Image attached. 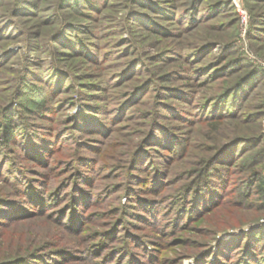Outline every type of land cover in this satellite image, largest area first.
<instances>
[{
    "label": "trees",
    "instance_id": "obj_1",
    "mask_svg": "<svg viewBox=\"0 0 264 264\" xmlns=\"http://www.w3.org/2000/svg\"><path fill=\"white\" fill-rule=\"evenodd\" d=\"M10 1L14 3V6L11 8V16H6L4 22L0 25V37L6 34L9 35V29L16 26L14 16L22 14L36 15L34 9L36 3L40 0H0V6L4 3H11ZM107 1L59 0L58 6L66 14L77 12L80 17H85L95 23L98 21L97 13L105 6ZM172 1L166 0V4L163 5L165 7L156 2L154 7V4L148 5L147 0H133L136 4L154 8L158 15H171V19L177 18L179 21L189 22L187 28L196 26L200 22L203 23L219 9L223 10L233 5L231 0H217L202 8L200 6L202 0H191L190 11L187 14L175 12L167 15L164 8L170 9V2ZM74 6L77 8L73 9ZM134 11L137 12V10ZM253 19H255L254 16ZM131 21L132 24H136L137 21L146 24L151 19L137 12L132 16ZM251 22L253 28V21ZM92 24L90 23L86 27V32L94 34L91 29ZM132 26L130 23L129 27L132 28ZM154 28L157 31L161 29L158 24ZM96 29H98V23ZM79 31L80 28L76 24L66 22L60 24L53 40L58 42L60 46H69L71 50L59 49L57 52L63 53V55L76 53L80 55L79 60L83 63H95L105 66L103 64L109 58L101 51L96 53V46H98L96 43L92 41L87 43L76 42L78 41L76 37ZM261 31H264V29ZM69 33L72 36L74 35L75 39L69 37ZM95 33L97 32L95 31ZM259 34L260 31H250V36L255 38ZM38 35L40 34L36 36ZM211 37L213 36H206L190 52L179 51L178 55L187 64L184 67L187 73L182 75V79H185L186 82L197 80L199 83L204 82L203 85H206L207 81L214 79L213 77L233 78L234 82L230 86H221L220 93L213 97L205 98L206 93L200 91L199 94V90L193 89L190 83L179 88L157 83V79L159 81L172 80L182 72H166L156 77L151 72L150 67L145 64V61L138 56L125 60L127 66H125L123 72L108 77H100L102 76L100 75L97 81L82 82L80 83L81 87L79 83H77L76 88L73 86V90L80 95L100 91L97 96L92 95L91 98L97 101L111 98L112 103L107 107L99 105L100 103H94L95 107H89L87 105L89 103L88 99L84 98L82 112L76 113L74 116L75 123L71 128L55 129L53 125L39 121L42 116H52L47 113L49 102L47 103L46 94H49V92L47 89L45 91V83L42 86L45 103L34 106L32 101L26 102L23 98L30 84L28 79L29 82L39 81L42 76L40 73L34 74L33 67L29 66L22 69L14 77L17 85L12 92L2 94L3 90H0V179L8 181L13 186L12 190H0V264H62L68 261H78L79 258L85 259L87 253L90 254V257L86 258L88 260V258H97L99 250L102 249L101 247L109 246L110 239L119 233L125 219H121L123 221L121 223L111 224L108 230L103 231L104 235L100 237L99 241L95 240L98 236V230L92 232L91 237H89L90 235L85 237L84 239L89 238V240L83 246L85 250H88L84 256L79 254L81 250L76 249L75 246L52 247L53 245H59L61 240L70 238L67 236L85 234L91 224L90 220H92V218H89V208H92L91 206L97 202V195L93 191H89L88 188L96 186L93 173H98V160L97 157L90 155V151L97 152L98 147H95L92 141H79L76 137L74 139V136L79 137L82 133L88 131L91 133L107 131L109 127L106 129L103 127L91 129L99 123L96 118H101L100 113L110 119V123L132 116L136 113L138 108L136 106L139 102L147 103L149 101L150 96L145 94L152 88L155 90L153 99L155 100L156 110L151 115L153 116L151 119L142 116L143 119L140 122L147 127L148 131L141 138L135 151L131 153V155L133 154L132 161L131 165H128L130 169L146 170L151 176L150 179L149 177L143 178V175L138 173L133 181L130 177L128 178V200L134 198L137 201L136 205L140 202L144 204L143 191L159 192L171 186L173 180H170L172 176L168 164H170L172 158L182 159L187 157L186 162L190 165L189 170L187 169V175L191 179L189 186L185 187V198L180 199L181 204L179 203L177 208L174 204H171L168 208L159 200H152L154 199L152 197L149 200L145 199L146 204L153 206V213L156 211L155 205L160 203L159 207H164V211L177 214V221L181 219V216H185L183 218H186V221L189 222L191 219L195 220L193 218L197 219L213 210L221 209L223 205L225 206L228 203L257 204L258 208L264 207V176L259 169V163L262 162V157H264V147L262 145L263 135L258 128L264 115V105L256 103V105L254 104L255 110L245 109L247 106L244 100L243 87L249 73L239 74L237 71H233L235 73L231 75V71L237 69L236 63L241 57L227 59L229 52L237 47L235 41L222 44L221 52L214 55L213 61L193 68L192 63L197 60L201 61L202 56L209 54L220 43L219 40ZM124 43L125 41H116L115 48H119L117 49L118 53L125 55L129 47H123ZM12 55L9 51H6L0 57V64L7 60L6 57L9 58ZM155 58L157 62L159 59H157L158 57ZM102 59H104L103 63H101ZM62 70L59 67L53 68V75L50 74L44 79L47 83L48 78L51 76L50 80L53 79L57 85L61 82V92L66 91L67 80L70 77L68 73ZM133 71L134 73L131 74ZM143 73L147 74L144 79L141 77ZM90 76L93 75L88 77ZM206 77L207 79H205ZM111 88H114L111 95H109L110 93L108 95L102 94L103 90ZM71 89L68 91H71ZM169 96L177 97L181 103L192 106L194 111L187 110L184 112L181 111L183 109L180 110L168 104L167 97ZM242 98L243 100L240 102ZM58 107L59 109L64 108L61 105ZM89 113L91 116H85ZM176 114L180 115L181 119L190 127L197 123H206L210 126L204 132L205 141H202L201 145L197 147L201 151H211V153H207L208 155H203L201 152L188 154V147L191 142L189 133L177 134L175 131L166 130L162 120ZM68 135L78 144L71 160L67 161V165L73 171L68 177L61 178L52 185L50 175L46 171H39L32 165L34 164L38 168H49L51 156L56 150L62 148L60 147V140ZM253 143L259 147L255 151H249ZM162 148H166L168 153H165ZM150 149H154L162 155V159L152 157L155 154L151 155L148 151ZM144 157H146V160H143ZM23 158L31 163H25L22 160ZM150 158L153 160L148 163ZM132 183H138L140 186H134ZM191 200L192 203L189 205ZM188 205L190 207H187ZM127 206L134 207L135 205L128 203ZM51 217L58 223L57 235L51 232L52 226L50 224L53 221ZM36 218H39V222L44 223V227L49 230V233L47 230L46 234L40 237L34 236L33 233L18 237L10 234V227L29 222L37 223ZM140 218H142V215H140ZM172 225L174 226L175 223H172ZM29 227L32 228L33 226L29 225ZM128 240L125 239L126 247L124 244L123 246L119 245L115 250L114 248L111 249L113 255L117 256L127 249L128 252L130 251L128 255L131 261H134V264H161L160 259L156 258L154 251L146 242L137 244L138 248L144 249L146 259L140 257L137 259L136 253L143 251L134 252V249L130 250ZM230 240H222L224 247L222 248L220 243L215 260L210 258L207 251L200 259H195L196 264H264V221L256 222L255 226L244 234H233ZM108 256L112 255H104L101 259L94 260H98V264H109Z\"/></svg>",
    "mask_w": 264,
    "mask_h": 264
},
{
    "label": "rangeland",
    "instance_id": "obj_2",
    "mask_svg": "<svg viewBox=\"0 0 264 264\" xmlns=\"http://www.w3.org/2000/svg\"><path fill=\"white\" fill-rule=\"evenodd\" d=\"M58 1L59 0L38 1L34 9L36 15L29 16L28 14H22L16 17L14 16L16 26L9 29V35L6 34L0 37V57H2L6 51L13 54L9 58L6 57L7 60L0 64V90H3L2 94L4 92L10 93L14 90L17 85V81L14 77L17 76L22 69L31 66L35 70L34 74H42L39 81L34 80V82H29L28 79V83L30 84L27 88V93L23 97L26 102L32 101L34 106L42 105L45 103L42 94V86L43 83H45V91L47 89L49 92V94H46V100L47 103L49 102L50 110H48L47 113L52 116H42L39 121L53 125L55 129L71 128L75 123L74 116L76 113L79 111L82 112L84 98L88 99L87 101H89V103H87V105L89 107H95L94 103H100L99 105L103 107L111 105V98L106 100L101 99L99 101L91 98L92 95L97 96L100 91L92 92L94 94L85 92L87 94L80 95L73 90V86L76 88V85H78L77 83H79L80 86L82 82L97 81L100 75H102L100 77H108L115 73L123 72L125 66H127L125 60L137 56L145 61V64L150 67L151 72H153L156 77L166 72H182L178 77L172 80L159 81V79H157V83L169 85L172 88L184 87L190 83L193 89L199 90V94L200 91H204L206 93L205 98L218 95L221 86H230L234 82L233 78H226L223 76L213 77L214 79L207 81L206 85H203L204 82L199 83L197 80L186 82L185 79H182V75L187 73V70H184L187 64L184 62V59L178 55V52H190L193 47L198 46L200 41H203L208 35L213 36L211 38H216L220 43L209 54L202 56L200 58L201 61L197 60L192 63V65H194L193 68L203 66L213 61L214 55L221 52L222 44L228 41H235L237 47L229 52L227 59L241 57L236 63L237 69L232 70L231 75L235 73L233 71H237L239 74L249 73L243 87V94H245L244 100L247 106L245 109L255 110L254 104L256 105V103H262L264 105V31H261L264 29V0L259 2L257 0H240L243 8L248 13L247 22H245L244 16L234 0H231L233 5L223 10L219 9L213 16L207 18L205 22H200L191 28H187L189 22L179 21L177 18L171 19L172 16L170 15L175 12L187 14V12L190 11L191 0H173L174 2H170L171 8H164V11L170 16H166L165 14L158 15L154 8L136 4L133 0H108L105 6L97 13L98 21L95 23L90 19L80 17L77 12L64 13L59 8ZM147 1L149 3L148 5L154 4V7L156 6V2L162 4V6L166 4V0ZM215 1L217 0H202L200 1L201 5H199L203 8L204 6L206 7L207 4H211ZM10 2L11 3H4V5L2 4L0 6V25L4 22L6 16H11V8L14 6V3L12 1ZM75 8L77 7L74 6L73 9ZM134 10L142 13V15L150 17L151 21L146 22V24L138 21L136 24H132V16L137 13ZM253 16L255 19H253ZM251 21H253V28ZM64 22L76 24V26L80 28L76 37L78 41L76 42L87 43L88 41H92L98 45L96 46V53L101 51L109 58L105 60V62L104 59H102L101 63L104 62L103 65L105 66L95 63H83L79 60L80 55L76 53L70 55H63V53H61V55L57 52L59 49L64 51L71 50L69 46H60L58 42L53 40V36L57 32L59 25L62 23L64 24ZM90 23H93L91 29L94 34L86 32V27ZM97 23L98 29H96ZM130 23L133 25L132 28L129 27ZM157 24L159 28L164 29L166 32L161 29L157 31L156 28H154ZM95 31L97 33H95ZM250 31H260V34L256 36V38L253 36V38L250 36ZM37 34L40 35L36 36ZM73 36L69 33V37ZM74 37L73 39H75ZM116 41H125L123 47H129L127 54L124 55L123 53L117 52L119 48H115ZM155 57L159 59L157 62ZM57 67L62 68L65 73H68L70 76L67 80V89L63 92H61V82L57 85L53 79L52 81L50 80L51 76L48 78L47 83L44 81L48 75H53V68ZM192 71L194 70L192 69ZM132 73H134V71L131 72V74ZM89 75L93 76L88 77ZM146 76V73L141 74L142 79ZM205 79H207V77ZM53 81L54 84L52 83ZM70 88H72L71 91H68ZM86 89L85 87V90ZM113 92L114 88H111L103 90L102 94L108 95V93H110L109 95H111ZM154 93L155 90L153 88L147 91L145 95L150 96L149 101L147 103L139 102L136 106L138 107L136 113L120 121L116 120L117 122L114 121V123H110V119H107L102 113H100V119L95 117L99 120L97 121L99 123L91 129H100L101 127L106 129L109 127L107 131L104 130L102 133L99 130H97L99 133H91L88 131L82 133L79 137L77 135L74 136V139L76 137L79 141H92L94 146L98 147L97 152L93 150L90 151V155L97 157L98 160V173H93L95 175L93 180L96 186L88 188L89 191H93L95 195H97V202L91 206L92 208H89V218H92V220H90L91 224L88 226L85 234L80 236H67L70 238L61 240L59 245H53L52 247L64 248L75 246L76 249L81 250L79 254L84 256L88 250H85L83 246L87 244L89 240V238L84 239L85 237L89 235V237H91V233L98 230V236H96L95 240L99 241L100 237L104 235L103 231L108 230L111 224L115 222L121 223L123 222L121 219H125L119 233L115 234L114 237L110 239L109 246L101 247L102 249L99 250V256L94 259H101L104 255H112L108 256L109 264H134V261H131L128 255L130 251L128 252L127 249L120 252L117 256L113 255V251L111 250L113 248L115 250L119 245L123 246L125 244V239H129L127 243H130V250L134 249V252L143 251L141 253H136L138 256L137 259H139V257L145 258L146 256L144 249L138 248L137 244L139 242H146L149 243L156 258L158 260L160 259L161 264H196L195 259H200L207 251L208 254H210V258L215 260L220 243L222 248L224 247V242L222 240L231 241L230 239L233 234H244L251 230L256 222L260 220L261 222L264 221V207L261 206V208H258L257 204L228 203L225 206L223 205L221 209L213 210L197 219L193 218L195 220L191 219L189 222L186 221V218H183L185 216H181V219L177 221L176 213L170 211L166 212L164 211V207L160 208L159 202L164 203L168 208L171 204H174L177 208V205L179 203L181 204L180 199L185 198V187L189 186L191 179L189 175H187V171L190 167L189 163L186 162L188 159L187 157L182 159L172 158L170 164H168L170 175L172 176L170 180H173L171 186L159 192L143 191L142 194L145 196L142 198L144 204L140 202L136 205L137 201L134 198L130 201L128 200V178L130 177L131 181H133V178H135V175L138 173L143 175V178L149 177L150 179L151 176H149L146 170H137L133 168H131V170L128 165H131L133 155H131V153L135 151L141 138H143L148 131L147 127L140 121L143 118L151 119L153 117L151 115L156 110V106H154L155 100L153 99ZM167 100L168 104L175 108H179L180 110L183 109L181 111H194L192 106L190 107V105L181 103L177 97L169 96ZM242 100L243 98L240 102H242ZM59 105L64 108L59 109ZM85 116H91V114H85ZM162 123L167 131H175L177 134L189 133L191 142L188 147V154L191 152H201L203 155L211 153V151H201L198 149L199 147H197L206 139L204 132L210 127L208 124L197 123L190 127L178 114L173 117L171 115L168 119L162 120ZM258 128L263 135L262 145L264 147V115L262 116ZM60 143V147L62 148L56 150L53 156H51V165L49 168H38L36 165H32L41 172L46 171L50 175L52 185L59 179L68 177L71 171H73V169H70L67 165V161L71 160L78 145L70 135L64 136L60 140ZM253 144L250 146L249 151H255L259 147L255 146V143ZM162 149L165 153H168L166 148ZM148 151H150L151 155L155 154L152 157L162 159V155L154 149ZM262 158V162L259 163V169L264 176V157ZM22 160H24V158ZM143 160H146V157H144ZM152 160L153 159L150 158L148 163ZM24 161L25 163H31L29 160ZM133 185L140 186L138 183ZM10 189L12 190L13 186H11L8 181L0 179V190L7 191ZM150 197L154 198L152 200H159V204L155 205V213H153L152 210L153 206H149L144 202L145 199H151ZM128 203H132L135 206L129 207L127 206ZM186 203H188V201H186ZM191 203L192 200L189 205H191ZM147 205L149 206L148 208ZM189 205L187 207H190ZM140 215H142V218H140ZM51 219L53 220H51L52 223L50 224L52 226L51 232L57 235L56 229L58 223L54 218L51 217ZM35 221H37V223L29 222L23 225L10 227V234L15 237L29 235L30 233H33V235L37 237L46 234L48 229L44 227V223L39 222V218H36ZM172 223H175V225L173 226ZM168 224L170 225L166 227ZM29 225L33 227L30 228ZM87 257H90V254L87 253L85 259L79 258L78 261H68L62 264H98V260L92 258H88L87 260Z\"/></svg>",
    "mask_w": 264,
    "mask_h": 264
},
{
    "label": "built area",
    "instance_id": "obj_3",
    "mask_svg": "<svg viewBox=\"0 0 264 264\" xmlns=\"http://www.w3.org/2000/svg\"><path fill=\"white\" fill-rule=\"evenodd\" d=\"M235 4L239 7L242 15L244 16V20L245 22H247V16H248V13L247 11L243 8V5L240 3V0H234Z\"/></svg>",
    "mask_w": 264,
    "mask_h": 264
}]
</instances>
